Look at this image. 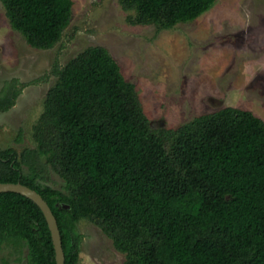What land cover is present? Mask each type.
I'll return each instance as SVG.
<instances>
[{"label": "trees", "instance_id": "trees-1", "mask_svg": "<svg viewBox=\"0 0 264 264\" xmlns=\"http://www.w3.org/2000/svg\"><path fill=\"white\" fill-rule=\"evenodd\" d=\"M1 2L12 27L39 49L57 44L72 19V0ZM120 2L129 23L170 29L216 0ZM50 74L55 82L33 126L36 147H0V183L20 181L44 197L65 264L79 261L83 219L112 239L125 264H264L263 118L225 106L156 129L137 86L101 45L56 61ZM22 87L17 79L4 83L0 112L16 104ZM51 170L62 188L44 182ZM22 242L29 264H56L42 209L1 192L0 249Z\"/></svg>", "mask_w": 264, "mask_h": 264}, {"label": "rangeland", "instance_id": "rangeland-1", "mask_svg": "<svg viewBox=\"0 0 264 264\" xmlns=\"http://www.w3.org/2000/svg\"><path fill=\"white\" fill-rule=\"evenodd\" d=\"M72 1V19L60 41L39 49L12 27L0 0V89L13 79L23 86L16 104L0 112V147L19 153L36 147L33 126L55 82L54 63L64 65L90 45L106 47L118 61L156 129L225 106L264 119V0H216L196 20L170 29L129 23L120 0ZM47 178L44 182L62 188L57 172ZM78 227L77 264H125V254L99 226L83 219ZM27 256L26 243H5L0 264H27Z\"/></svg>", "mask_w": 264, "mask_h": 264}, {"label": "water", "instance_id": "water-1", "mask_svg": "<svg viewBox=\"0 0 264 264\" xmlns=\"http://www.w3.org/2000/svg\"><path fill=\"white\" fill-rule=\"evenodd\" d=\"M1 192H17L20 193L33 201H35L38 206L42 209L53 240V244L55 247V258L56 264H65L66 255L63 248V241L61 231L58 225V220L48 204V202L44 199V197L35 189L31 188L30 186L23 184L22 182H1L0 183V193ZM65 207H70L68 204Z\"/></svg>", "mask_w": 264, "mask_h": 264}, {"label": "flooded vegetation", "instance_id": "flooded-vegetation-1", "mask_svg": "<svg viewBox=\"0 0 264 264\" xmlns=\"http://www.w3.org/2000/svg\"><path fill=\"white\" fill-rule=\"evenodd\" d=\"M27 262H28V260H27ZM27 264H29V263H27Z\"/></svg>", "mask_w": 264, "mask_h": 264}]
</instances>
